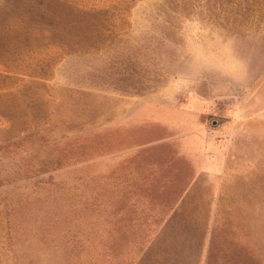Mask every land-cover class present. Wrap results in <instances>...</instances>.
<instances>
[{
    "label": "rangeland",
    "instance_id": "374dc122",
    "mask_svg": "<svg viewBox=\"0 0 264 264\" xmlns=\"http://www.w3.org/2000/svg\"><path fill=\"white\" fill-rule=\"evenodd\" d=\"M0 264H264V0H0Z\"/></svg>",
    "mask_w": 264,
    "mask_h": 264
}]
</instances>
